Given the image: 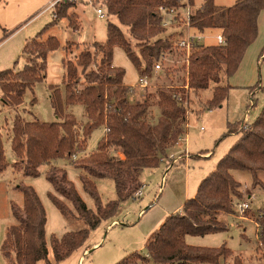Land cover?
<instances>
[{"label": "trees", "instance_id": "trees-1", "mask_svg": "<svg viewBox=\"0 0 264 264\" xmlns=\"http://www.w3.org/2000/svg\"><path fill=\"white\" fill-rule=\"evenodd\" d=\"M183 1L104 0L108 15L116 17L120 25L108 23L107 41L95 42V52L85 49L75 60L64 61L65 101L59 88H50L51 105L59 121L43 123L35 119L29 122L21 115H16L13 121L12 150L17 157L14 169L25 177L37 178L41 175L40 168L49 166L47 180L55 191L49 194L51 201L69 216V205L59 196L63 197L86 225V228L68 232L60 239L52 237L56 262L82 248L93 230L115 216L121 203L133 199L144 186L142 172L159 167L167 158L168 150L186 134V110L174 98L175 92L183 89L159 90L157 106L161 115L156 123L149 122L150 97L141 103H130L127 97L130 87L124 84L126 72L113 65L114 49L120 47L142 77L150 75L154 63L172 49L175 38L173 33L161 36L167 30L161 26L159 9H180ZM190 3L194 7L191 23L195 33L215 30L225 40L223 46L194 45L190 56V89L206 91L212 83L217 85L212 99L206 103V110L211 111L222 107L227 100L232 89L228 80L239 70L247 49L258 37L264 0H241L228 8H219L215 0H203L201 7H196L194 0ZM72 8L75 3L69 0L59 3L53 13L54 22L25 46L24 53L32 56L30 64L18 72L7 70L0 73L4 102L12 107L22 105L26 91L43 81L45 58L60 45L55 37L43 40L48 27L68 18L69 27L80 30L79 18L69 13ZM124 28L136 42L134 48L126 38ZM224 80L226 84L221 85ZM76 104H82L85 109L87 123L82 133L75 116L67 113V109ZM241 125L229 124V134H240L239 139L219 162L216 171L202 181L195 197L185 202L183 212L167 217L150 236L145 245L146 254L134 252L116 264H220L221 258L232 257L233 253L225 246L218 249L196 247L187 244L186 237H203L227 229L222 216L234 214V200L244 198L242 185L235 180L234 171L249 172L253 177V188L264 189L260 178L264 173V107L250 129L243 131ZM102 127L108 132L97 150L89 158L74 163L82 171L80 178L84 190L96 203L97 210L93 211L69 181L67 172L54 166L53 162L85 151L93 132ZM7 167L0 134V174ZM94 179H111L117 200L103 205ZM19 188L24 203L22 206L12 205L18 224L8 228L3 254L10 264L48 261L46 211L32 187ZM261 219L258 225L264 228V216ZM263 235L262 232L261 237ZM232 264H243V261L236 256Z\"/></svg>", "mask_w": 264, "mask_h": 264}, {"label": "rangeland", "instance_id": "rangeland-1", "mask_svg": "<svg viewBox=\"0 0 264 264\" xmlns=\"http://www.w3.org/2000/svg\"><path fill=\"white\" fill-rule=\"evenodd\" d=\"M53 1L55 0H0V73L7 70L21 71L32 62L31 54H25L24 48L54 22L53 13L57 6L55 9H49ZM69 1L75 3V8L70 9L69 13L77 15L81 28L79 31L71 29L68 18H63L48 27L43 40L55 37L60 45L45 58L46 70L43 81L28 89L22 105L15 107L3 101L0 87V134L8 164L6 170L0 174V264H10L3 254L2 246L8 228L18 224L13 216L12 205L22 206L24 203L20 186L32 187L36 191L47 214L46 238L50 253L48 261H40L37 264H116L131 253L146 254L145 245L161 221H165L162 219L166 213H173L181 204H185L187 192L192 197L195 191H198L201 181L215 171L219 162L239 139L240 134H229V124L235 126L240 123L241 130L245 131V118L248 124L252 125L264 107L263 11L259 18L258 37L247 49L239 70L228 80L232 89L222 107L206 110V103L212 99L216 84L212 83L210 89L206 91L195 92L190 89V129L187 135L188 151L192 154V159L189 160L188 165L184 161H179L172 168H168V163L163 162L155 169L145 170L141 177V182L145 185L144 195L141 198L135 195L133 199L121 203L115 216L104 220L97 229L93 230L82 248L65 260L56 262L51 247L52 237L60 239L68 232L86 228V225L77 218L71 203L63 197L58 195L69 205L71 210L69 216L59 211L51 201L49 194L55 191L47 180L49 166H42L41 175L37 178L25 177L14 169L17 157L12 150L13 121L16 115H21L29 122L35 119L43 123L59 121L51 105L50 88H59L65 101L67 92L63 83L64 61L75 60L85 49L95 52V42L107 41L108 23L120 25L116 17L108 16L105 19L98 17L95 9L104 7V0H92V3L89 0ZM194 1L196 7L203 4V0ZM239 1L241 0H215V4L219 8H228ZM123 31L134 48L136 42L131 39L127 29L124 28ZM168 34H171L170 30L161 36L165 37ZM217 34L218 31H208L202 44H216ZM168 52H165L167 58L162 61L165 71L159 73L152 71L155 72V76L150 89L141 95L137 93L132 100L134 103L140 100L143 102L150 97L152 106L147 114V120L153 123H156L161 115L157 106L158 91H171L187 84L181 53L175 52L170 56ZM100 59L101 57L97 61L99 62ZM113 65L125 70V85L131 87L139 85L141 75L120 47L114 49ZM225 84L224 80L221 85ZM67 113L75 116L79 123L78 130L81 132L87 123L84 106L82 104L70 106ZM104 134V127L95 130L87 142L86 150L76 152V159L69 157L53 162L54 166L67 172L69 181L73 183L88 208L93 211L97 210L96 203L84 190L80 178L82 171L74 163L89 158L97 150ZM178 146L181 148L183 144ZM208 153L210 155L205 156ZM233 175L242 185L244 198L234 200V214L223 215L222 220L227 229L206 237L188 236L186 242L192 246L212 249L225 246L233 255L227 260L221 258L220 264H232L236 256L242 259L243 264H264V235L261 237L262 232L260 233L259 230L262 227L260 226L259 229L258 225V220H262L264 216V189L253 188V177L249 172L234 171ZM260 178L264 182V173ZM94 181L103 205L117 200L115 184L111 179H94ZM245 194L248 199L251 198V207L243 217L238 213L236 204L247 199ZM114 221L120 224L111 226ZM96 244L98 246L94 247ZM85 250H88L86 255H84ZM82 256L84 258L80 262Z\"/></svg>", "mask_w": 264, "mask_h": 264}, {"label": "built area", "instance_id": "built-area-1", "mask_svg": "<svg viewBox=\"0 0 264 264\" xmlns=\"http://www.w3.org/2000/svg\"><path fill=\"white\" fill-rule=\"evenodd\" d=\"M64 0H55L50 4L49 9H55V7L61 3ZM73 1H78V0H73ZM92 3V0H89ZM96 13L99 18L105 19L107 18L108 12L105 7L95 9ZM192 13H193V6L190 4V0H184L183 1V6L180 9H167L165 7H161L159 9V17L161 20V26L165 28L166 30H170L171 33L175 35V38L173 39L172 42V49L168 52V54L173 55L175 52L181 53V56L183 57V65L186 70V75H187V84L184 86H181L180 88L185 91V93L182 92H175L174 98L176 102L180 105H182L185 110H186V118L187 122L185 125L186 129V134L182 136L179 140L178 143L183 142L185 144H188V135L187 131L190 129V87H189V68H190V56L192 52V48L194 45H203L202 41L206 38L203 34L195 33L194 28L191 23V18H192ZM216 39V44L223 46L225 45V40L224 37L220 34L215 36ZM167 58V54H164L161 59L157 62H155L154 65V71L157 72H164L165 67L162 64V61ZM95 67V66H94ZM96 68V67H95ZM139 87L140 89L146 90L149 88L148 82L145 78H141L139 80ZM169 88H174L173 86H169ZM177 88V89H176ZM174 90L180 89L179 87H176ZM138 86H130V90L127 94L128 100L130 103H132V100L135 98L137 94ZM134 104V103H132ZM245 128L250 129L252 125H249L247 122V118H245ZM106 132H108V129H106ZM187 146V145H186ZM185 153H188V148H186ZM74 159L77 158L76 154L73 156ZM171 159L174 162H177L175 159V155H171ZM169 167V165H168ZM145 186L142 187L140 191L136 193L137 198H141L144 193L143 189ZM251 207V201L250 199L245 200V201H239L236 204V209L238 213L241 216H245L248 210H250ZM261 227L259 226V229ZM260 233L264 232V228L259 230Z\"/></svg>", "mask_w": 264, "mask_h": 264}, {"label": "crops", "instance_id": "crops-1", "mask_svg": "<svg viewBox=\"0 0 264 264\" xmlns=\"http://www.w3.org/2000/svg\"><path fill=\"white\" fill-rule=\"evenodd\" d=\"M202 6V5H201ZM201 6H199V7H201ZM207 32L208 31H206V33H204V36H206L205 34H207ZM217 35H220V33L218 32V34ZM210 37H212V36H210ZM212 38H214V37H212ZM156 73H159V72H157V71H155ZM154 72V73H155ZM154 73H152V74H150V75H148V76H145V77H140V79L141 78H145L146 80H147V82H148V85H149V88H147L146 90H143V89H140V87H139V85H138V90H137V93L139 94V95H141V93H146L147 91H148V89H150V87L152 86V81H153V78H154ZM139 79V80H140ZM127 86V85H126ZM128 87H130V86H128ZM137 99V98H136ZM138 100V99H137ZM142 101L140 100V102L138 101V102H135V103H141ZM144 102V101H143ZM132 103H134V102H132ZM134 103V104H135ZM159 110V109H158ZM104 132H105V134H104V137L106 136V134H107V132H106V127H104ZM182 145L183 144V146H184V149H183V146L181 147V148H179V146L178 145ZM187 145V146H186ZM186 148H188V144H185V143H183V142H180V143H178L176 146H174V147H172L170 150H168V152H167V158H165V160L163 161L164 163H168V165H169V167L168 168H172L174 165H176L179 161H184V162H186V165H188V162H189V160L190 159H192V154L188 151V153H185V150H186ZM176 149H180V150H176ZM171 155H175V159L177 160V162H174L172 159H171ZM210 155V153H208V154H206L205 156H209ZM170 162H172V164H170ZM171 165V166H170ZM147 170V169H146ZM145 171V170H144ZM143 171V172H144ZM215 171H216V168H215ZM215 171H213V172H215ZM143 172H142V174H143ZM212 172V173H213ZM212 173H210V174H212ZM141 177H142V175H141ZM207 177H205L204 179H206ZM204 179L202 180V181H204ZM202 181H201V183H202ZM200 183V184H201ZM145 186V185H144ZM200 186V185H199ZM199 188V187H198ZM197 191H195V194H193L192 195V197L190 196V195H188V192L186 193V199H185V202L187 201V200H189V199H191V198H194L195 197V195L197 194L196 193ZM244 192V191H243ZM188 196H190V197H188ZM245 197L247 198V196H246V194H245ZM251 199V198H250ZM246 200H248V198L246 199ZM183 206H184V204H181L173 213H166V215H165V217H164V219H162V220H166V218L167 217H169V216H171V215H173V214H175V213H182L183 212ZM143 213V211L140 213V215ZM223 217V216H222ZM223 219V218H222ZM165 221H161V223L157 226V229L155 230V231H157L162 225H163V223H164ZM120 224L119 222H117V221H114L113 223H112V225L111 226H113L114 224ZM214 234V233H213ZM209 235H211V234H209ZM206 236H208V235H206ZM206 236H203V237H206ZM98 246V244H96V245H94V247H97ZM144 247V246H143ZM142 248V247H141ZM141 248H139V250L141 249ZM88 253V250H85L84 251V255H86ZM84 258V256H82L81 258H80V262H81V260Z\"/></svg>", "mask_w": 264, "mask_h": 264}]
</instances>
